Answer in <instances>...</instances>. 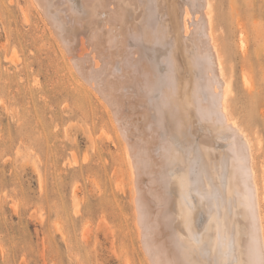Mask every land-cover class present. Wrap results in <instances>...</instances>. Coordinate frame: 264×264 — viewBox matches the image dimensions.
Masks as SVG:
<instances>
[{
	"label": "bare ground",
	"instance_id": "6f19581e",
	"mask_svg": "<svg viewBox=\"0 0 264 264\" xmlns=\"http://www.w3.org/2000/svg\"><path fill=\"white\" fill-rule=\"evenodd\" d=\"M33 1L125 143L150 263L264 264L252 144L229 107L212 0Z\"/></svg>",
	"mask_w": 264,
	"mask_h": 264
},
{
	"label": "rangeland",
	"instance_id": "374dc122",
	"mask_svg": "<svg viewBox=\"0 0 264 264\" xmlns=\"http://www.w3.org/2000/svg\"><path fill=\"white\" fill-rule=\"evenodd\" d=\"M212 16L264 227V0ZM81 82L34 1L0 0V264H151L125 143Z\"/></svg>",
	"mask_w": 264,
	"mask_h": 264
}]
</instances>
